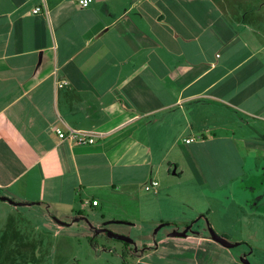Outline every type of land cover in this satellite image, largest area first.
Returning a JSON list of instances; mask_svg holds the SVG:
<instances>
[{
  "label": "crops",
  "instance_id": "crops-1",
  "mask_svg": "<svg viewBox=\"0 0 264 264\" xmlns=\"http://www.w3.org/2000/svg\"><path fill=\"white\" fill-rule=\"evenodd\" d=\"M79 1L0 0V197L14 202L0 199V260L27 221L43 220L57 235L69 223L59 225L56 213L88 206L114 223L107 209L121 193L165 163L177 171L167 160L175 148L199 171L218 163L214 149L264 161V0ZM57 127L100 136L75 146L58 138ZM218 205L188 220L174 209L158 220L191 224L178 238L196 242L183 250L199 260L150 242L133 264L249 262L248 241L235 242L236 253L197 225Z\"/></svg>",
  "mask_w": 264,
  "mask_h": 264
},
{
  "label": "rangeland",
  "instance_id": "rangeland-1",
  "mask_svg": "<svg viewBox=\"0 0 264 264\" xmlns=\"http://www.w3.org/2000/svg\"><path fill=\"white\" fill-rule=\"evenodd\" d=\"M239 129L234 128L231 134L242 135ZM217 136H224V133L217 131ZM213 152L218 163L202 164L199 171L198 165H192L194 160L188 158L182 161L178 148H175L167 160L178 163L177 171L173 163L167 168L165 163L159 171H154L152 179L130 186V194L128 191L121 193L120 203L107 209L108 214L117 219H112L116 221L107 224L105 228L132 239L134 244L127 249L126 243L110 239L101 232V228H96L105 222L101 218V209L92 211L87 206L80 212L85 219L78 222L74 221L79 218L78 211H74L72 216L68 213L67 217H63L60 212L56 213L57 220L69 223L57 235L45 229L43 220H36L32 225H28L27 221L26 227L18 236L12 235L7 257L0 260V264H123L124 252L127 254L126 264H133L136 251H142L150 242L159 247V252L193 256L199 260L197 254L183 250L185 245L195 247V241L185 242L183 238L171 237L174 232H183L191 224L184 226L158 220L172 209L177 216L185 212L187 217L184 219L188 220L191 216H196V210L200 207L210 208L217 204L219 211L215 214V219H202L197 225L209 236L211 230L218 235L227 232L228 235L223 238L233 244L248 241L250 249L247 252L251 254L255 250L249 263L257 264V258L264 261V161H251L243 157L241 161L226 148L224 154L218 153L217 149ZM215 173L218 176L211 178ZM198 176L201 178V187L195 179ZM153 181L158 182L156 190L146 191L145 187L150 186ZM91 202L90 199L89 203ZM229 208V213L225 216L224 212ZM254 210L259 211V218L253 216ZM133 223L137 225L132 226ZM93 239L94 244L91 243ZM234 249L236 253L242 250L239 246Z\"/></svg>",
  "mask_w": 264,
  "mask_h": 264
},
{
  "label": "built area",
  "instance_id": "built-area-1",
  "mask_svg": "<svg viewBox=\"0 0 264 264\" xmlns=\"http://www.w3.org/2000/svg\"><path fill=\"white\" fill-rule=\"evenodd\" d=\"M92 3V0H80L79 4L83 7H87ZM42 11L41 7H36L33 12L40 13ZM56 135L59 139L68 141L75 146H90L97 143V139L100 136V133L97 131H87V130H76V129H68L66 131L62 130L61 128L54 129ZM192 139L187 140L186 142H191ZM158 187V182L153 181L152 184L145 187L146 191H151ZM92 206H97L98 201L93 200L91 202Z\"/></svg>",
  "mask_w": 264,
  "mask_h": 264
},
{
  "label": "water",
  "instance_id": "water-1",
  "mask_svg": "<svg viewBox=\"0 0 264 264\" xmlns=\"http://www.w3.org/2000/svg\"><path fill=\"white\" fill-rule=\"evenodd\" d=\"M0 199L3 200V201H7L9 203L14 204V202L11 199L7 198V197H0ZM56 221H57V223L59 225L65 224V223H61L57 219H56ZM190 229H191V227H188L183 232H175V233H173L172 236H174V237H186L187 234L189 233ZM101 232L105 233L106 236L108 238H110V239H113V240H116V241H120V242H123V243H127V244H132V245L134 244V241L132 239H130L128 237H125V236H122V235L115 234V233L107 230L106 228L101 229ZM210 236L215 242L223 245L225 248L231 249V248H234V247L237 246L236 244L230 243L225 238H223L222 236H220L217 233H215L213 230L210 231ZM243 263L244 264H249V262L247 260H243Z\"/></svg>",
  "mask_w": 264,
  "mask_h": 264
},
{
  "label": "trees",
  "instance_id": "trees-1",
  "mask_svg": "<svg viewBox=\"0 0 264 264\" xmlns=\"http://www.w3.org/2000/svg\"><path fill=\"white\" fill-rule=\"evenodd\" d=\"M93 207H95V206H93ZM77 214H80L81 215V213L80 212H78ZM110 222H107V223H104V226H107V224H109ZM166 225H168V224H166ZM91 243L92 244H94V239L93 240H91ZM125 246H127V247H125V249H127L129 246H131V244H125ZM122 259H123V264H126V261H127V254H126V252H124L123 254H122Z\"/></svg>",
  "mask_w": 264,
  "mask_h": 264
},
{
  "label": "flooded vegetation",
  "instance_id": "flooded-vegetation-1",
  "mask_svg": "<svg viewBox=\"0 0 264 264\" xmlns=\"http://www.w3.org/2000/svg\"><path fill=\"white\" fill-rule=\"evenodd\" d=\"M103 233V232H102Z\"/></svg>",
  "mask_w": 264,
  "mask_h": 264
}]
</instances>
